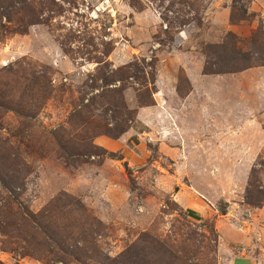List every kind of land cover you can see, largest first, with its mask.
Masks as SVG:
<instances>
[{
	"label": "rangeland",
	"instance_id": "rangeland-1",
	"mask_svg": "<svg viewBox=\"0 0 264 264\" xmlns=\"http://www.w3.org/2000/svg\"><path fill=\"white\" fill-rule=\"evenodd\" d=\"M4 1L0 264H264V66L205 74L229 34L264 42V0ZM152 62L149 94V70L111 75ZM103 75L133 119L83 108Z\"/></svg>",
	"mask_w": 264,
	"mask_h": 264
},
{
	"label": "trees",
	"instance_id": "trees-1",
	"mask_svg": "<svg viewBox=\"0 0 264 264\" xmlns=\"http://www.w3.org/2000/svg\"><path fill=\"white\" fill-rule=\"evenodd\" d=\"M239 0H234V6L233 9L240 11V13L242 14V16L244 18L249 17L248 16V11H245L244 9H240L236 6V3ZM15 10L17 11L18 8L15 5H8V3H6L4 0H0V15L2 16V18L4 19H10L11 15L13 13H16ZM233 21V20H232ZM201 22V20H200ZM234 22V21H233ZM171 24V23H170ZM181 26H186L187 25V21H181L179 23ZM259 38L257 35L253 36V45H255V49L254 51L250 52H244L243 50L239 49L237 47V45L240 43L233 35L229 34V36L227 37V40L219 45V46H209L208 50L209 52H211V54L213 56H215V60H217L218 62H207L206 66H205V74H226V73H237V72H242V71H246L255 67H262L264 66V42L262 43L257 42ZM256 43V44H255ZM220 64H226L225 66H229V68L227 69H223V65L221 66ZM144 67V66H143ZM219 68V69H218ZM146 70H149L148 72V78L146 77V80L143 83V88L146 90V93H150L149 89H152L153 91L156 89L155 88V84H156V64L154 62L149 63L146 65L145 68H143L141 70V68L139 67L138 64L135 65H129L125 68L119 69L116 72H113L111 75L113 76H118V75H124V71L125 72H133V74H131V76L129 78H134L135 80H139L142 79V73H146ZM133 75V76H132ZM146 75V74H145ZM150 77V79H149ZM145 79V77H144ZM149 79V80H148ZM42 78L40 77V79L36 76H34L32 78V80L28 83L27 85V96L29 94H31V97H34V89L35 87H37V89H39V91H43L44 85H43V81H41ZM104 83L103 86V90L101 92H98L97 94H95L92 98H90V100L88 101V103H85L86 98L82 99V105L83 108L90 110V107L92 106H99V105H103V106H110V108H112V111L116 112V113H122L124 111L128 112L129 118L133 119V114L134 111H129L127 109V107L125 106L124 102L122 101L121 98V91L119 90L120 88H115V89H110L107 88L109 83H107L110 80V76L106 77L105 75H103L102 78ZM118 82H120L121 84L125 83V81H127L126 78H120L117 80ZM148 81H150V85L152 87H149L148 85ZM115 82V81H113ZM118 97V99L114 100L116 101V103L113 104V100L111 101V99L113 97ZM151 100V101H150ZM153 101V99L148 97L147 101H142V104H144V106H148L151 104V102ZM29 103L27 102H23L21 104H19L18 108L19 109H12L13 111L19 112L20 115H22L24 118H32L33 117V113L30 112V108H29ZM91 105V106H90ZM10 110V109H8ZM81 111H79L78 113L75 112L74 116L75 117H79L80 116ZM129 122V120L122 121L119 123V128L117 126V129H115L114 131L110 130L108 131V134L115 137V138H119L121 137L124 133H125V129H127V127H125V125H127ZM57 140L59 141L60 144H62L61 142H63L62 137H57ZM63 148L64 145H63ZM66 153H69L68 151L65 150ZM261 173H264V160L260 163V169L259 170H255L252 174V178L250 180V187H253L255 185V181L256 179H259V176ZM264 191V190H263ZM251 192V191H250ZM263 193V197L262 199H264V192ZM262 202V200L260 201V203ZM260 203H258L257 205H259ZM223 215H225V213H223ZM28 217H30L34 222H39L40 224H42V222L38 219V216L35 215H28ZM52 238V235L50 234L49 238ZM54 243H56L57 245H59V243L56 241H54Z\"/></svg>",
	"mask_w": 264,
	"mask_h": 264
}]
</instances>
